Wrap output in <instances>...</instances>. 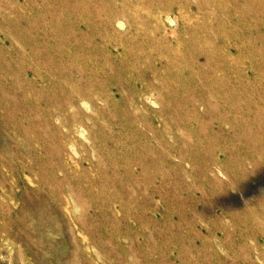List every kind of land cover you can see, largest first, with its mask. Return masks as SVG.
<instances>
[{"label":"rangeland","instance_id":"1","mask_svg":"<svg viewBox=\"0 0 264 264\" xmlns=\"http://www.w3.org/2000/svg\"><path fill=\"white\" fill-rule=\"evenodd\" d=\"M0 264H264V0H0Z\"/></svg>","mask_w":264,"mask_h":264}]
</instances>
